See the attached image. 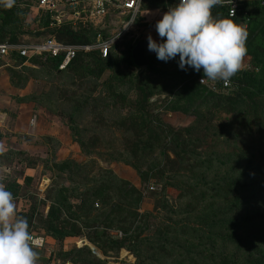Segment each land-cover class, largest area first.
<instances>
[{
    "label": "rangeland",
    "instance_id": "1",
    "mask_svg": "<svg viewBox=\"0 0 264 264\" xmlns=\"http://www.w3.org/2000/svg\"><path fill=\"white\" fill-rule=\"evenodd\" d=\"M52 1L58 4L54 11L42 8L41 0H15L19 8L27 9L23 17L27 29L42 31L39 36L21 37L18 44L46 40L52 37L51 30L62 24H71L76 29L106 30L108 37L97 38L96 44L118 34L121 20L125 19L114 8L105 17L93 16L88 11L75 16V10L70 9L72 0ZM85 6L88 9L91 5ZM155 6L153 0H145L142 6L145 17L140 16L129 32L115 39L107 56H120L129 44L147 40L149 34L153 39H160L155 23L165 12ZM66 8L63 16L61 11ZM262 9H254L256 22L264 23ZM48 13L50 25L43 27L37 19H47ZM234 21L247 31L256 25L249 17ZM255 43L259 47L257 52L264 54V41L257 39ZM92 50L102 54L99 48L89 51ZM154 59L157 71L129 69L125 64L119 68L153 88L151 109L179 129L182 137L176 142H169L170 137L156 140L142 170L149 169L155 161L166 173L163 178L142 182L140 173L131 165L135 159L129 158L126 151L127 138L131 137L129 123L126 127L121 125L124 118L138 114L139 93L128 77H125L127 81L115 82L125 99H114L101 86L105 76L97 81L73 79L68 74L44 77L48 72L34 56L24 61L17 55L0 57L3 63L22 67L15 74L11 72V79L21 84L33 76L30 68L38 67L39 76L35 74V81L27 90L36 94L51 92L58 110L55 114L46 104L34 102L18 120V104L12 98L0 102V109L10 112L6 115L0 111V163L3 165L0 184L19 181L25 187L19 193L27 194L20 206L27 209L36 202L38 212L46 215L51 205L48 197L53 187V171L49 168L52 161L69 157L80 164L64 172L73 177L57 181L72 189L68 200L80 216L77 221L83 234L63 242L47 236L44 246L36 248V264H264V111L256 112L247 102L237 107L217 106V100L211 96L189 98L184 94L185 97L179 98L193 84L195 71L181 70L178 56L167 62ZM248 60L246 56L244 70L253 72L250 79L241 73L235 74L240 80L230 79L232 88L228 91L223 90V81L205 84L221 93L241 90L244 86L255 100L264 102V67L261 69ZM6 74H0V80H6ZM249 81L258 83V87H249ZM72 113L78 136L89 148L87 152L66 124ZM16 122L21 134L14 130ZM181 148L187 149V153L177 157L175 152ZM163 149H167L172 162L162 153ZM193 152L196 158H189ZM173 174L175 177L169 180ZM121 186L140 190V200L136 196L122 199ZM37 219L34 218L35 230L42 232ZM94 232H106L100 246L87 239ZM130 236H134L131 248L111 249L105 245L112 237ZM86 247L103 263L96 262ZM63 252L70 253L62 255Z\"/></svg>",
    "mask_w": 264,
    "mask_h": 264
},
{
    "label": "trees",
    "instance_id": "2",
    "mask_svg": "<svg viewBox=\"0 0 264 264\" xmlns=\"http://www.w3.org/2000/svg\"><path fill=\"white\" fill-rule=\"evenodd\" d=\"M144 2L145 0H143V4ZM153 2L156 5V8H162V11L166 12L168 11L169 7L175 6L177 0H153ZM18 6L19 4L17 2H15L13 7L10 9L0 6V43H20V38L23 34L32 32L30 31V29H27V23L23 19V17L27 15V9L24 10L19 8ZM256 8H264V2L261 0L241 1L239 10L236 16L233 18L228 15L226 7L215 6L212 9V12L215 17H225L231 18L233 20L249 17L251 20L256 22L257 15L254 12V9ZM262 13H264V9H262ZM47 16V19H37V21L40 22L43 27H49L50 25L51 14L48 13ZM140 16L141 15L138 16V19H140ZM51 32L53 34V38L67 44H94L97 38L108 37L106 30L104 29L97 28L94 30L88 29L87 27L76 29L71 24L59 25L51 30ZM257 39H262L264 41V23L260 21H257L256 25L252 26L248 30V38L246 41L248 52L246 56L249 57V62L253 61L255 65L259 66L262 69V67H264V57H262V55L264 56V54L261 55L257 52V50L259 49V47L255 43V40ZM136 42L134 44H129L126 50L122 52L120 56L108 55L107 57H103L101 52L98 50L78 51L75 58L64 69H60V63L62 61L63 55L53 56L49 54H40L34 57L41 61V68L48 72L44 77H49L53 74H57L60 76L68 74L73 79L77 77L83 81H97L101 80V78L105 76V79L102 81L103 85H101L99 82L96 83L100 84L102 88H104V90L108 91L114 99H125L124 94H121V92L117 89V85L115 82L120 80L124 81L125 77H128V81L130 82L132 87H134L139 93V99L137 100L138 114L132 117L124 118L121 125L123 127H126L125 125L127 124V122L129 123L127 128L131 132V137L127 138L126 151L129 158L132 157L135 159L134 162H131V165L140 173L142 182H146L151 178H163L166 173L165 168L161 167L160 164L155 161H152L150 163L149 169L142 170V165L144 162H146L147 154L151 153V151H153L155 148L156 140L170 137L169 142H176L175 140L182 137V132H180L179 129L174 128L171 124L167 123L162 118V115L160 113L154 112L151 109V97L153 94V88H151L149 84L139 81L135 76L128 75V72H123L124 70L121 71L122 69L119 68L120 64H125V66L129 69H143L136 66L133 61L132 49ZM155 57V54L150 57V65L145 67V69H148L150 71H157L155 67ZM20 59H22V61L25 60V58L21 57ZM237 73L243 74L242 77H244L245 79H250V77L253 76V72H250L249 70H242ZM202 77V70L200 72L195 71V79H193V84L187 86L184 91L179 94V98L185 97L184 94H186L189 98H206L208 96H211L217 100V106L225 107L226 104H229L233 107H237L243 103L246 104L247 102V104L254 108L256 112H259V110L264 111V102L255 100L252 93L249 92V89L248 91L246 89H243L244 86H241V90L233 91V89H231L228 93L214 92L208 87V84H212V81H210L208 84L200 83V79H202ZM231 79L240 80L239 78L235 77V75ZM217 83L218 82H216V84ZM248 85H250L249 87H258L259 84L249 81ZM230 87L227 89L223 88V90L228 91ZM259 93L260 91L258 90L257 94ZM51 95V92L49 93L45 91L39 94L30 93L25 96H19L18 100L33 101L39 104H46V107L50 111L58 114V110L56 109V106H54L57 101L53 98V95ZM83 98H86V96H83ZM75 101L79 104L81 102L78 99H76ZM63 116L65 115L63 114L62 117ZM73 117V113L70 114V121L68 123L66 122V124L69 126L70 130H72V133L75 134V140L79 143L82 149L87 152L89 148L86 141L78 136L79 130L73 124ZM188 131L189 129L187 130V132ZM166 144L164 148H166ZM175 145H178V143H175ZM162 153L166 156L168 161H173V159L168 156L167 149H163ZM175 153L177 157H180L183 153H187V149L181 148V150H177ZM188 156L189 158H192L197 156V154L193 152ZM72 166H80V164L69 157L59 160L55 159L52 161L51 166H48L50 170L53 171V187L48 197L51 201V205L46 215L40 214L38 212L36 202L27 209L21 207L23 206L22 200L27 198V194L19 193V191L25 188L24 185L19 181L4 185L9 191L13 193L14 202L17 204L16 213L18 216L27 219L31 235L43 236L45 238V243L47 241V236L59 242H63L68 237H75L83 234V229L78 223L80 216L77 211L74 210L75 206L68 200V193L71 192L72 189L70 188V186L58 183L57 181L61 178L69 179L73 177V174L71 173L70 175H67V173L64 174V172H68L70 170V167ZM174 177L175 174H173L169 178V180L173 179ZM28 179L30 180V178ZM169 185L174 186L172 183H169ZM53 191L55 193L54 195H52ZM119 191L121 192L122 199H126L127 197H132L134 199V197L136 196L137 201H139L141 198L140 190L134 187L127 188V186H121L119 187ZM34 218L39 221L38 228H41L42 232H37L35 230ZM105 233L106 232H94V234H89L88 236H86L90 242L100 246ZM133 237L134 236H130L123 239H116L112 237L108 239V244L105 245H108V247L111 249L119 248L122 246L131 248ZM86 249L91 253L88 247H86ZM69 253L70 252H63L61 254L67 255ZM91 255L96 262L103 263V261L96 258V256L92 253Z\"/></svg>",
    "mask_w": 264,
    "mask_h": 264
},
{
    "label": "clouds",
    "instance_id": "3",
    "mask_svg": "<svg viewBox=\"0 0 264 264\" xmlns=\"http://www.w3.org/2000/svg\"><path fill=\"white\" fill-rule=\"evenodd\" d=\"M223 2L177 0L155 23L160 39L147 36L148 50L165 62L178 56L181 70H202L201 83L205 78L229 81L244 70L248 31L231 18L213 16L212 9ZM14 4L15 0H0L4 8ZM39 244L27 219L17 215L13 193L0 184V264H36Z\"/></svg>",
    "mask_w": 264,
    "mask_h": 264
},
{
    "label": "built area",
    "instance_id": "4",
    "mask_svg": "<svg viewBox=\"0 0 264 264\" xmlns=\"http://www.w3.org/2000/svg\"><path fill=\"white\" fill-rule=\"evenodd\" d=\"M241 1L243 0H224L223 4L219 6L226 7L228 15L233 18L236 16L239 10ZM261 1L264 2V0ZM87 2H92L91 14L93 16H108L110 15L111 9L113 8L119 11L120 15L125 17V19L121 20L122 25L120 32L115 36L110 37L106 41L98 40V42L93 45L67 44L53 37L47 38L43 41L27 44L0 43V57L17 55L21 58L28 59L40 54H49L53 56L63 55L62 61L60 63V69H64L66 66H68L69 63L75 58L78 51H89L94 48H99L102 51V56L107 57L109 47L115 41V39L124 33L129 32L133 28L134 24H136L139 15L143 17V0H72L71 8L75 10V16L80 15V11L77 10L78 7L83 6V9H85V4ZM41 4L43 8L49 11H53L55 9V4L51 0H41ZM98 39H100V37ZM201 80L202 79H200V82ZM205 82L210 81L204 79V82L202 83L205 84ZM222 84L225 89L230 87L229 81H223ZM33 237L34 239L40 241V244L37 248H42L45 244V238L41 235Z\"/></svg>",
    "mask_w": 264,
    "mask_h": 264
},
{
    "label": "crops",
    "instance_id": "5",
    "mask_svg": "<svg viewBox=\"0 0 264 264\" xmlns=\"http://www.w3.org/2000/svg\"><path fill=\"white\" fill-rule=\"evenodd\" d=\"M52 1V0H51ZM53 2V1H52ZM87 3H90V5L92 6V2H87ZM54 4H55V9H56V7L58 6V4H56L55 2H54ZM90 6V8H88V9H83V10H79L80 11V13H82V11L84 12V13H86V11H88V12H90L91 13V7ZM41 7L43 8V6H42V4H41ZM68 7V6H67ZM80 7H82L83 8V6H80ZM54 9V10H55ZM70 9H71V7H70ZM53 10V11H54ZM49 11V10H48ZM66 11H67V8L66 9H64V10H62L61 11V13H62V15L64 14V13H66ZM144 12H142V15H143V17H145V15L143 14ZM64 16V15H63ZM28 21V20H27ZM32 32H41L42 33V31H36V30H34V31H32ZM22 37H33V36H31V35H29L28 33H26V34H23L22 35ZM37 39H39V38H37ZM22 67L21 66H19V65H14V66H12L10 63H3V62H1L0 61V74H4V73H6V72H8V75L6 74V80H0V102L1 101H3V100H5L6 98H9V101H10V98H12L13 99V101H15V103H17L18 104V106H17V112H16V119H18L19 120V118H21L22 116H23V113H24V111L28 108V107H31L32 105L34 106L35 105V103L33 102V101H19L18 100V97L19 96H25V95H27V94H30V93H33V91H28L27 90V86L32 82V81H35V74L37 75V76H39V71H38V67H33V68H30V71H32L33 72V76H30V79L29 80H27V82H23L22 84L21 83H19L16 79H11V72H13V74H15L16 72H17V70H19V69H21ZM37 81V80H36ZM2 82V83H1ZM11 90V91H10ZM10 91V92H9ZM9 93H11V95H12V97H9ZM8 94V95H7ZM10 95V96H11ZM0 111H4V112H6L7 114L6 115H8V114H10V112L8 111V110H2V109H0ZM64 125V124H63ZM17 126H18V122H16L15 123V131H16V133H18V134H21L22 133V130H21V127L20 128H17ZM24 133V132H23ZM23 135V134H22ZM0 166H3L1 163H0Z\"/></svg>",
    "mask_w": 264,
    "mask_h": 264
},
{
    "label": "water",
    "instance_id": "6",
    "mask_svg": "<svg viewBox=\"0 0 264 264\" xmlns=\"http://www.w3.org/2000/svg\"><path fill=\"white\" fill-rule=\"evenodd\" d=\"M29 35L39 36L41 32H29ZM147 48V40H138L132 49V57L136 66L145 68L150 65V57L154 55ZM95 251V250H94Z\"/></svg>",
    "mask_w": 264,
    "mask_h": 264
}]
</instances>
